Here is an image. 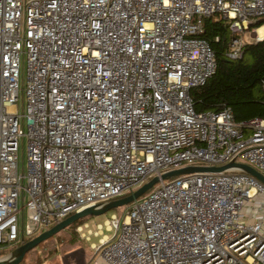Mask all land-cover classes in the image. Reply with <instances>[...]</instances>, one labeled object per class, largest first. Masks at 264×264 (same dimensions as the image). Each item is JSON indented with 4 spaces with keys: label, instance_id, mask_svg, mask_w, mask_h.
<instances>
[{
    "label": "built area",
    "instance_id": "2783aa9c",
    "mask_svg": "<svg viewBox=\"0 0 264 264\" xmlns=\"http://www.w3.org/2000/svg\"><path fill=\"white\" fill-rule=\"evenodd\" d=\"M261 16L264 0H0V257L171 170L264 176V119L197 113L189 96L216 69L203 20L227 27L236 60ZM157 184L120 220L76 228L100 236L103 264H264L261 182L226 169Z\"/></svg>",
    "mask_w": 264,
    "mask_h": 264
},
{
    "label": "trees",
    "instance_id": "16d2710c",
    "mask_svg": "<svg viewBox=\"0 0 264 264\" xmlns=\"http://www.w3.org/2000/svg\"><path fill=\"white\" fill-rule=\"evenodd\" d=\"M263 25L264 16H261L247 29H257ZM202 27L200 37L208 42L216 69L203 86L189 91L193 110L197 113H216L226 108L236 123L264 119V90L260 86L264 77V36L260 41L243 44L241 56L228 60L224 52L233 36L227 27L211 18L204 19ZM87 218L77 220L66 229L75 236V228Z\"/></svg>",
    "mask_w": 264,
    "mask_h": 264
},
{
    "label": "water",
    "instance_id": "95a60500",
    "mask_svg": "<svg viewBox=\"0 0 264 264\" xmlns=\"http://www.w3.org/2000/svg\"><path fill=\"white\" fill-rule=\"evenodd\" d=\"M226 169L240 170L250 175L251 177L255 178L264 185V176L262 174H260L259 172H257L256 170L245 164L234 163V162H229L219 167L190 166V167L171 170L169 172L159 175L158 177L153 176L147 182L136 188L134 191L128 193L126 196L105 203L89 206L80 211L73 213L72 215L66 217L58 224L41 232L37 236L33 237L32 239L28 240L22 245H19L18 247L14 248L13 250L9 251L8 253L0 257V264H20V262L23 260L27 252L35 248L41 242H44L48 238L57 234L59 231L72 225L77 220L87 217H99L118 207L126 206L129 203L135 201L143 194H145L147 191H149L152 188V186L159 183V181H166L180 175L191 174V173H219Z\"/></svg>",
    "mask_w": 264,
    "mask_h": 264
},
{
    "label": "rangeland",
    "instance_id": "374dc122",
    "mask_svg": "<svg viewBox=\"0 0 264 264\" xmlns=\"http://www.w3.org/2000/svg\"><path fill=\"white\" fill-rule=\"evenodd\" d=\"M238 37L242 39L243 44L255 41L254 36L248 32L238 35ZM23 81L24 74L22 78H20V88ZM16 109L19 113L20 100L16 104ZM24 146L25 139H22L19 143L18 171H21V169L24 171ZM157 185L158 184L153 185L151 190L155 189ZM149 192L150 190L146 192L145 195ZM125 207L126 206L118 207L99 217H88L87 220L102 223V221L107 219L110 214H114L118 220H120L124 214ZM92 229L94 230V227ZM102 232L104 233L103 230ZM99 237L100 236L93 237L91 235L89 236L88 241H85L84 239V241L78 240L76 236L72 235L70 231L65 228L27 252L20 264H80L81 255L85 258V260L90 259L93 251L89 249V244H97ZM6 251L9 252L8 250ZM84 258L82 261H84Z\"/></svg>",
    "mask_w": 264,
    "mask_h": 264
},
{
    "label": "crops",
    "instance_id": "0c3cea01",
    "mask_svg": "<svg viewBox=\"0 0 264 264\" xmlns=\"http://www.w3.org/2000/svg\"><path fill=\"white\" fill-rule=\"evenodd\" d=\"M96 224H99V222H91V221L86 220V221H84L82 224H80L79 226L86 225V226H87V229H89L90 232H93L94 230H93L92 228H93ZM77 227H78V226H77ZM77 227H76V228H77ZM76 228H75V230H74L76 238H77L78 240H83V239L79 236V234L76 232ZM83 241H84V240H83ZM83 258H84V257L81 255V261H80V264H103V263L101 262L100 258H99L97 255L93 254V253H92V256L90 257L89 260H88V259L85 260V258H84V261H82ZM85 261H86V262H85Z\"/></svg>",
    "mask_w": 264,
    "mask_h": 264
},
{
    "label": "bare ground",
    "instance_id": "6f19581e",
    "mask_svg": "<svg viewBox=\"0 0 264 264\" xmlns=\"http://www.w3.org/2000/svg\"><path fill=\"white\" fill-rule=\"evenodd\" d=\"M253 33H254V36L256 35L255 36L256 38L261 39L264 36V25L263 27L261 26L257 28Z\"/></svg>",
    "mask_w": 264,
    "mask_h": 264
}]
</instances>
